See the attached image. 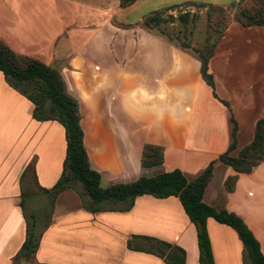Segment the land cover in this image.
<instances>
[{
	"label": "crops",
	"instance_id": "0c3cea01",
	"mask_svg": "<svg viewBox=\"0 0 264 264\" xmlns=\"http://www.w3.org/2000/svg\"><path fill=\"white\" fill-rule=\"evenodd\" d=\"M189 1L230 0H136L127 7H121L119 0H0V40L61 71L68 91L82 101L85 144L104 186L114 183L116 172L101 165L96 154L100 148H110L109 143L122 153L118 170L123 181L118 183L176 168L192 179L215 160L204 201L241 216L264 253V162L250 173H237L218 159L232 142V116L238 123L234 155L244 147L242 128L248 126L255 135L257 121L264 117V26L243 27L234 21L217 43L209 71L227 106L214 97L213 88L203 79L196 54L140 26L150 12ZM242 46L253 48L247 51ZM33 110V102L0 71V117L9 114L19 122L25 145L20 153L30 159L21 169L38 155L35 172L19 173L17 186L31 176L43 191L51 175H56L54 183L62 174V165L45 171L43 156L46 131L60 126L55 120L35 119ZM147 143L163 146L162 165L142 168ZM236 174L230 191L226 181ZM16 213L24 217L22 209ZM48 217L37 233L35 215L40 243L32 258H24L28 264L31 260L35 264H167L153 253L129 248L128 240L134 235L177 244L187 252L186 264H199L197 228L176 196L144 194L130 210L104 207L93 211L79 194L66 189L55 198ZM15 229H0L8 264H15L14 255L27 235L25 222ZM207 229L216 264H244L245 247L235 229L211 217ZM11 234L16 236L14 251L8 247L14 240Z\"/></svg>",
	"mask_w": 264,
	"mask_h": 264
},
{
	"label": "trees",
	"instance_id": "16d2710c",
	"mask_svg": "<svg viewBox=\"0 0 264 264\" xmlns=\"http://www.w3.org/2000/svg\"><path fill=\"white\" fill-rule=\"evenodd\" d=\"M136 0H119L121 7H127ZM243 0H238L239 7L234 20L243 27L264 26V0L257 7L240 6ZM188 5L208 6V21L211 29L221 32L212 50L206 53L196 48V56L201 61L203 79L213 90L215 78L209 71V62L214 54L217 43L224 31L232 23L231 17L225 12V6L212 3L186 2ZM182 5V4H181ZM179 4L157 9L146 15L140 26L149 30L157 29L160 36L173 44H178L173 37L162 28L163 24L178 18L182 23H189L198 17L197 13L186 11L178 17L168 14ZM234 22V21H233ZM125 26H131L125 24ZM189 49V44L180 46ZM0 71L5 75L11 86L21 89L23 94L34 104L33 117L40 121L57 120L66 129L67 154L61 178L54 188H43L52 197L68 189L75 183H81L85 194L90 198L89 205L93 211L104 208L103 203L108 201L117 207L112 210H130L135 199L144 194H151L158 198L176 196L180 199L183 208L195 224L199 245V264H216L212 250L211 239L207 229L208 218H214L222 224L235 229L244 244V264H264V253L260 241L241 216L227 209H217L207 204L203 197L205 190L213 177L215 160L212 161L198 176L188 179L183 171L176 168L172 171L161 172L155 176L141 175L131 182L103 185V176L91 160L85 144V130L82 124L83 114L79 100L67 88L61 71L41 60L18 53L9 45L0 40ZM33 91H29V88ZM215 93V92H214ZM215 95H217L215 93ZM229 106V102L224 100ZM234 127L232 142L226 152L219 156V160L232 166L237 173H250L255 166L264 162V117L256 124L252 142L245 145L234 155L238 148V123L232 116ZM164 163V148L161 145L147 143L143 148L142 168L158 167ZM238 175L230 176L226 181L228 190H234ZM32 221L27 227L26 239L20 249L22 258H32L39 247V236L35 232V215L31 214ZM128 247L147 253H153L162 258L167 264H186V250L174 243L151 236L134 235L128 240ZM21 259V258H20Z\"/></svg>",
	"mask_w": 264,
	"mask_h": 264
},
{
	"label": "rangeland",
	"instance_id": "374dc122",
	"mask_svg": "<svg viewBox=\"0 0 264 264\" xmlns=\"http://www.w3.org/2000/svg\"><path fill=\"white\" fill-rule=\"evenodd\" d=\"M261 2L262 0H243L240 6L246 5L249 7H257L262 5L263 2ZM216 4L225 6V12L231 17L232 22L235 21L234 15L239 7L238 1L236 2V0H230ZM186 11H190L192 14L197 13L198 17L195 20H191L189 23H182L178 20V18H175V20H170L168 23L163 24L162 28L166 33L173 37L176 43H178L176 44L177 46H181V44H189L191 46L189 50L194 54H198L196 48L203 49L206 53H208L212 50L213 45L217 42L221 34V32H217L209 26L208 12L210 11V8L208 6L201 7L198 5L182 4L174 8L172 11H169L168 14L178 17L181 13ZM153 31L160 34V31L157 29H153ZM252 48L242 46V49L247 51ZM50 65L55 66L52 63H50ZM13 88L20 94L24 95L21 89L19 90L14 86ZM29 91H33V89L30 87ZM214 92L217 94L216 88L213 90L214 97L222 102V104H225L224 100L226 99L220 97L218 94L215 95ZM76 98L80 103L82 102L79 97ZM56 123L60 126V128H55L53 131H46L45 136V153L43 155L45 160L44 167L45 171L48 168H51L50 172L55 169L56 165H62L61 167L64 169V161L67 154L66 129L59 121ZM22 133L23 131L20 130L19 122H14L11 115L7 114L4 117H0V229L7 227L19 229L20 225H23L24 222L27 229L29 222L32 221L31 214L34 213L39 219V228L37 229L38 233L49 220L48 216H50V210L52 209L55 199L52 197L53 195H51V193L48 194L41 191L39 187L34 184L31 176L28 180L25 179L24 183L23 180H21V184L17 186V180L20 178L21 173H23V175H30L32 170L33 173L35 172V161L38 156L34 155L31 161H28L24 165L23 169H21L23 162L25 160H30L29 155H23L20 153V151L25 147V145L21 144L20 135ZM253 139L254 133H251L249 127L245 126L242 128L241 142L244 146L252 142ZM109 144L110 148H100L99 153L96 154V158L101 165L109 167L111 170L116 172V174L112 177L115 179V181H113L114 183L122 182L123 174H121L122 172L118 170V162L122 159V153L116 151L111 143ZM40 156H42V153L39 154V158ZM124 157L132 159L130 155L127 154H124ZM61 176L62 174L55 179L56 181L53 183L52 180L56 177V175H51L49 179L43 183L44 185L42 188L49 190L53 189ZM27 182H29V184ZM47 182H51V184L47 185ZM105 183L108 184L107 179H105ZM68 189L71 190V193L79 194L83 199V204L88 207L90 198L85 194L81 183H75ZM60 193H58L56 197ZM6 195L11 198L4 197ZM103 206L108 208L113 207L114 204L106 201L103 203ZM18 207L22 209V215H24V217L19 216V214L16 213L18 212ZM1 237H3V235L0 233V238ZM10 237H13L14 240L9 243L8 247L14 251L16 250V236L15 234H11ZM5 249L6 245L0 244V264H8L6 263L5 258V252L7 249ZM19 252L20 251L14 255V263L20 264L24 261V264H28L26 263V259L20 257ZM28 262H31L29 264H35L32 260Z\"/></svg>",
	"mask_w": 264,
	"mask_h": 264
}]
</instances>
